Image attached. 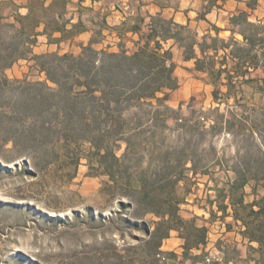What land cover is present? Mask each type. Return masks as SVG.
Returning a JSON list of instances; mask_svg holds the SVG:
<instances>
[{
	"label": "trees",
	"instance_id": "16d2710c",
	"mask_svg": "<svg viewBox=\"0 0 264 264\" xmlns=\"http://www.w3.org/2000/svg\"><path fill=\"white\" fill-rule=\"evenodd\" d=\"M100 1L29 0L7 17L12 22H0V149L11 145L18 157L25 158L23 166L30 168L34 177L53 166L55 172L63 171L60 178L67 177L69 182L74 175L65 174V169L76 171L82 159L96 175L106 176L108 182L101 194L119 200L118 211L109 222L120 220L142 233L137 245L125 249L134 253L132 263L177 261V254L162 250L163 242L177 232L184 241L181 262L205 264L208 255L193 251L207 246L208 228L182 216L185 199L179 194L186 171L196 175L198 166L189 154L176 157L157 151L154 142L168 129L165 114H178L167 105L179 88L173 50H181L184 60L193 62L195 71L209 78L216 102L220 95L236 99L245 84H256L253 88L264 96V77H248L257 70L264 73L262 27L251 21L247 11L239 10L228 21L231 38H222L218 27L213 28L215 36L200 37L189 20L183 24L161 13L139 12L145 6L142 0H129L137 14L124 16L119 25L111 26L109 12L91 16ZM202 1L205 13L198 19L205 21L213 7H221L219 2H244L251 11L258 4V0H210L209 6V1ZM86 2L90 5L84 6ZM85 13L90 17L87 21ZM107 32L118 39L115 50L111 51V45L95 49L105 42ZM85 33L91 37L78 55L54 52L32 57L46 83L7 76L14 64L28 59L39 37H46L50 45H60ZM236 34L242 41L234 37ZM221 88L226 92L222 94ZM155 104L163 111L153 110ZM233 129L232 124L227 126L231 134ZM140 138L142 143H134ZM121 142L126 149L119 156ZM84 145L88 146L86 153L79 150ZM141 152L149 155L145 167ZM262 153L257 172L235 169L228 191L222 189L224 200L219 208L225 215L232 210L234 225L248 249L242 258L238 248H224L225 264H264V195L258 193L259 187L264 190ZM188 164L190 168H186ZM247 188L251 189L249 194ZM248 196L254 197L250 203ZM93 213L89 211L90 216ZM148 216L153 219L147 220Z\"/></svg>",
	"mask_w": 264,
	"mask_h": 264
},
{
	"label": "rangeland",
	"instance_id": "374dc122",
	"mask_svg": "<svg viewBox=\"0 0 264 264\" xmlns=\"http://www.w3.org/2000/svg\"><path fill=\"white\" fill-rule=\"evenodd\" d=\"M28 1L0 0V22H12L7 17L15 13L16 6L26 5ZM207 1L212 6L210 0ZM142 2L145 6L139 12L161 13L183 24L189 20L191 28L200 37L206 34L215 36L213 28L218 27L222 30V38H231L229 18L239 10L247 11L251 21L262 27L260 35L264 37V0H258L254 11L248 10L244 2H219L221 7H213L206 21L198 19L200 14L205 13L202 0ZM157 4L166 8L162 10ZM89 5V2L84 3V6ZM94 9L91 16L96 12H109L108 23L111 26L119 25L124 16L138 12L134 6H129V0H101ZM20 12L25 14L26 10ZM89 18L85 13L84 19L87 21ZM108 34L105 42L95 46V49H106L111 45V51L115 50L114 44L118 39L115 34ZM90 37V33H85L74 41L60 45H50L46 37H39L28 59L14 64L6 74L13 80L46 83L45 74L40 72L32 57L54 52L78 55L82 45H88ZM234 37L242 41L240 35ZM173 61L179 88L170 95L167 105L178 114H165L168 129L154 142H157V151L169 152L176 157L189 154L198 166L196 175L186 171V179L179 188L180 196L185 199L181 207L182 216L195 219L197 225L208 228L209 245L193 251V254H207L205 264H225L221 251L224 248H238L242 258H246L248 249L237 239V228L229 234L221 231L222 228L208 225V222H217L215 226L219 227L221 222H233L223 220L225 214L219 208L224 200L221 197L222 189L227 192L229 182L235 178L233 170L245 168L255 173L260 168L264 152V96L253 88L256 84H245L236 99H226L220 95V101L216 102L213 97L214 86L209 78L195 71L194 63L186 62L178 48L173 50ZM248 77H264V73L257 70ZM48 85L53 86L50 83ZM221 92L225 93L226 89L221 88ZM156 109L163 111L155 104L153 110ZM229 124L234 128L232 134L227 130ZM142 142L141 138L134 140V143ZM144 144L142 148L146 146ZM120 146L119 156L124 153L126 144L121 142ZM148 146L151 148V145ZM87 149L88 146L84 145L79 150L86 153ZM141 154L145 167L149 155L144 152ZM24 159L16 155L11 145L0 149V264H140L132 263L135 255L125 249L137 245V238H143L142 233L126 227L123 221L109 222L118 211L119 200L101 194L108 182L106 176L96 175L88 162L82 159L76 171L72 167L65 169L68 172L65 174L74 175L69 182L66 181L67 177L61 179L63 171L55 172L53 166L34 177L30 175V168L25 170ZM186 168H190V164ZM204 170L207 172L205 175L202 174ZM251 184L254 185V181ZM246 192L249 194L251 189L247 188ZM258 193L261 197L264 190L259 187ZM253 200V196L246 198L247 203ZM90 210H93V216H90ZM152 219V216L147 217V220ZM169 239L163 242L162 250L178 255L177 261H169V264H191L190 261L181 262L184 241L178 233L173 232ZM207 259L211 262L208 263Z\"/></svg>",
	"mask_w": 264,
	"mask_h": 264
},
{
	"label": "crops",
	"instance_id": "0c3cea01",
	"mask_svg": "<svg viewBox=\"0 0 264 264\" xmlns=\"http://www.w3.org/2000/svg\"><path fill=\"white\" fill-rule=\"evenodd\" d=\"M222 219L223 220H225V219H229L230 221H233L232 223L234 224V220H233V216H232V210L231 209H229L228 210V212H227V214L226 215H224V216H222ZM232 223H229V224H232ZM229 224L227 223H219L218 225H221V227H219V226H215V225H217V222H212V221H209L208 222V225H210V226H212V227H217L218 229L219 228H222L221 229V231H227V233H232V232H234L233 230L235 229V228H237L238 229V227L237 226H235V225H233V228L232 229H229L228 228V226H229ZM236 235H237V239H240L241 240V243H242V245H244V246H246L247 245V242L246 241H243V238H242V236L239 234V229H238V231L235 233ZM168 240H170V239H168ZM209 245V244H208ZM254 246H256V244H253ZM247 247V246H246ZM222 253V252H221ZM223 255V254H222Z\"/></svg>",
	"mask_w": 264,
	"mask_h": 264
},
{
	"label": "built area",
	"instance_id": "2783aa9c",
	"mask_svg": "<svg viewBox=\"0 0 264 264\" xmlns=\"http://www.w3.org/2000/svg\"><path fill=\"white\" fill-rule=\"evenodd\" d=\"M207 262H208V263H210V262H211V260H210V259H207Z\"/></svg>",
	"mask_w": 264,
	"mask_h": 264
}]
</instances>
